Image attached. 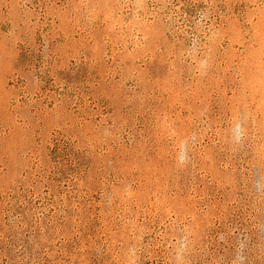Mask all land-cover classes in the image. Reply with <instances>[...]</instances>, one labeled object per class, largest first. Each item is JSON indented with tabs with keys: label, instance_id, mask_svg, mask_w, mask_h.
<instances>
[{
	"label": "rangeland",
	"instance_id": "obj_1",
	"mask_svg": "<svg viewBox=\"0 0 264 264\" xmlns=\"http://www.w3.org/2000/svg\"><path fill=\"white\" fill-rule=\"evenodd\" d=\"M0 264H264V0H0Z\"/></svg>",
	"mask_w": 264,
	"mask_h": 264
}]
</instances>
